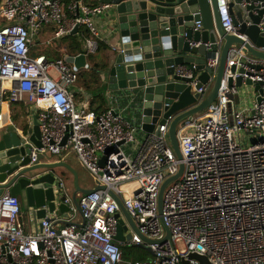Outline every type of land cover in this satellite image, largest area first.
<instances>
[{
	"label": "built area",
	"instance_id": "built-area-1",
	"mask_svg": "<svg viewBox=\"0 0 264 264\" xmlns=\"http://www.w3.org/2000/svg\"><path fill=\"white\" fill-rule=\"evenodd\" d=\"M230 1L216 0L221 26L246 38L234 24ZM108 8L83 0H0V108L14 103L35 110L41 146L32 150L30 164L40 153L61 155L72 147L102 186L79 195V224L60 226L47 216L33 232L22 225L20 197L9 191L0 195V264H201L191 253L206 256L210 264H264V59L245 46L231 49L217 105L186 119L177 130L179 159L168 137L169 123L139 141V127L114 108L97 113L77 106L70 86L79 80V71L72 64L33 54L34 39L45 25L55 27V38L86 26L85 47L95 54L101 34L94 18ZM259 25L264 30V19ZM207 65L217 70L219 52ZM240 67L246 72L240 73ZM177 72L193 77L183 66ZM213 77L197 89L202 98ZM238 77L244 85L249 79L263 82L250 108H235L230 96L239 93ZM197 84L194 77L192 85ZM244 133L252 137L246 145ZM131 143L130 154L124 145ZM107 149L112 150L105 154ZM181 163L183 173L166 187L160 213L161 186ZM118 199L139 230L131 229L132 237L122 241L115 240ZM125 249L131 250L129 257Z\"/></svg>",
	"mask_w": 264,
	"mask_h": 264
},
{
	"label": "water",
	"instance_id": "water-1",
	"mask_svg": "<svg viewBox=\"0 0 264 264\" xmlns=\"http://www.w3.org/2000/svg\"><path fill=\"white\" fill-rule=\"evenodd\" d=\"M99 1L109 4L106 10L108 30L116 44L103 65L110 93L133 115L143 132L159 133V126L169 123L171 146L177 157L182 159L177 130L186 119L217 105L231 49L245 46L243 49L249 54L264 59V51L260 49L264 47V30L259 25L264 19V0L230 1L234 24L240 25L239 32L246 38L223 30L216 0ZM243 1L247 3L246 7L242 6ZM258 1L260 3L256 4ZM198 22L202 23V29H197ZM217 52L219 66L214 71L207 65V60L214 58ZM89 57L86 51L65 53L64 60L82 71L89 67ZM242 62L252 68H260L245 59ZM179 66L191 70L193 77L179 74ZM236 69V65L231 67L232 71ZM238 70L240 73L246 72L244 67ZM194 77L198 80L196 86L192 85ZM211 77L212 88L202 98L197 89L208 83ZM236 82L239 88L244 85L242 77H238ZM229 84H233V78L229 79ZM262 84L250 79L246 83L254 86L255 91ZM230 96L235 98L234 95ZM232 107L230 104L231 111ZM40 136L37 119L28 131L14 127L0 135V195L9 191L19 196L23 210L32 212L37 220L47 217L56 209L61 212L72 209L61 196L62 180L57 173V168L65 163L43 162L44 154L40 153L36 161L30 164L32 150L41 146ZM111 150L107 149L105 154ZM100 163L104 165L105 157ZM183 170L184 164L181 163L178 173L162 184L160 213L166 187ZM75 185L77 189L73 201L76 207H79L77 195L80 192L89 193L102 187L81 188L77 180ZM118 200L121 212L117 213L119 224L115 240L122 241L132 237V232L124 234L126 226L122 215L133 231L139 233V230L121 200ZM189 257L199 260L201 264H210L206 256L191 253ZM187 263V260H183V264Z\"/></svg>",
	"mask_w": 264,
	"mask_h": 264
},
{
	"label": "crops",
	"instance_id": "crops-1",
	"mask_svg": "<svg viewBox=\"0 0 264 264\" xmlns=\"http://www.w3.org/2000/svg\"><path fill=\"white\" fill-rule=\"evenodd\" d=\"M83 1L88 4H98V3L100 4L101 3L99 0H83ZM106 16H107L106 11H104V13L97 14L94 18L95 23L97 24V27L100 30L101 38H99L97 53L89 57L88 61L89 62L91 61L89 63V67L84 69V71L85 70L87 71L90 67H91L90 69H92L93 68L92 65L96 63L101 67V70L99 67L100 71L97 76L88 75L86 78H82V77L80 78L79 76V80L74 85L70 86V89L74 93L75 102L78 107L84 108L87 110H93V111H98V110L104 111L109 108H114L117 112L121 113V115L124 116L128 121L139 126L135 118H133V115L130 112H128L123 106H121L118 102L114 100L115 104H111L109 108H104L103 105H99L93 101V94L90 91V87H92L95 82L97 85H101V81H102L103 84L107 85L106 76L104 75V71H103V68H104L103 65L106 63V60H108L107 57H109L110 52H112L114 47L116 46L115 41L110 37V31L108 30ZM54 30H55V27L50 26V25L49 26L45 25V28L40 30L39 34L37 35V44L35 45L33 42V45H32L33 54L38 55L42 51V49H40L42 48V46H45L44 47L45 55L50 58H58L60 56L64 57L65 53H71V54L79 53L78 50H75L74 52L68 51V45L70 44L69 41H72L73 35L76 37L77 40H80L82 42L81 47L83 48V51L87 52V48L85 47L84 40H85V37L89 36V31L86 28V26L84 25L79 26V28L76 31H74V33L64 36V37L69 36L68 42H63L62 39L64 37L55 38ZM53 50L59 53V55L58 56L55 55V52H52ZM111 96L113 95L111 94ZM235 108L244 109V108H247V106H242L238 104L237 102H235ZM0 110L4 114V121L0 122V135L2 134L3 131L12 130L14 127H16V129H20V130L22 129V130L28 131V129L30 130L33 128L35 121L37 119V116H35V112H34L35 110L30 105L5 103L0 108ZM146 135L148 134L143 132L139 128V132L137 136L138 140L141 141L143 137H145ZM43 162L65 163L64 166H59L57 168V173L59 174V177L61 178L64 184V188H63L64 193H65L64 197L66 196V198H69L71 200V202L68 203V205L72 208L70 211V213L72 214L71 216L75 215L74 219L70 221V220H67L68 218L71 217V216L68 217L69 212L68 213L66 211L61 212L59 209H56L55 212L50 213L47 216L53 219H57L58 220L57 224L60 226L68 224L69 222H74V223L79 224L82 220L81 213L78 207L74 205V201H73V197L77 189L75 182L77 180L81 188H95L96 187V186L89 184L88 181L86 180L85 178L86 174L84 170H87V169L84 166L83 167L80 166V164L81 165L83 164L78 159L76 152L72 147L65 150L63 154L61 155H45ZM78 168L81 170V173L80 172L78 173L79 171ZM81 193L82 192H80L77 195V198ZM61 196L63 198V193ZM122 218L124 219V226H126L124 230L125 231L124 234L128 235L132 228L129 225V222L125 218L124 215H122ZM39 220L40 219L37 220L33 216L32 212H27L23 210V216L21 218V221H22V225L25 228V230L29 232H33L34 230H36Z\"/></svg>",
	"mask_w": 264,
	"mask_h": 264
},
{
	"label": "rangeland",
	"instance_id": "rangeland-1",
	"mask_svg": "<svg viewBox=\"0 0 264 264\" xmlns=\"http://www.w3.org/2000/svg\"><path fill=\"white\" fill-rule=\"evenodd\" d=\"M63 42H68L69 38L68 37H64ZM34 44H37V37H35L34 39ZM44 47L42 46V51L39 54H45L44 52ZM52 52H55V55H59V53H57L55 50H53ZM93 70L92 69H88L87 71H91V75H98L99 71V67L95 66L94 64L92 65ZM80 72V71H79ZM94 81V80H93ZM95 82V81H94ZM239 93L236 95V102L242 106H247V108H250L251 105L253 104V102L255 101V88L254 86L251 85H243L242 87L239 88ZM90 91L93 94V101L96 102L99 105H103L104 108H109V106L111 104H115L114 98L113 96H111V94L109 93V89H108V85L103 84V82L101 81V85H97L96 82L93 84L92 87H90ZM242 137V143L244 145L248 144L250 141H252V137L250 135H247L246 133L241 135ZM131 144H127L124 145V149L128 152V153H132L131 152ZM80 163V162H79ZM80 166L83 167V165L80 164ZM79 170V171H78ZM78 173H81V170L78 168ZM85 174H86V180L88 181L89 184L96 186L97 182H96V176L94 174H92L90 171L88 170H84ZM92 186V187H93ZM125 253V257H127V253Z\"/></svg>",
	"mask_w": 264,
	"mask_h": 264
},
{
	"label": "trees",
	"instance_id": "trees-1",
	"mask_svg": "<svg viewBox=\"0 0 264 264\" xmlns=\"http://www.w3.org/2000/svg\"><path fill=\"white\" fill-rule=\"evenodd\" d=\"M85 35V34H84ZM70 36H72V35H70ZM67 37H69V36H67ZM70 42V44L68 45V51H70V52H74L75 50H78V52H82L83 51V48L81 47L82 46V42L80 41V40H77L76 39V37L73 35L72 36V41H69ZM76 54H78V53H76ZM95 66H97V67H100L98 64H94ZM92 70H93V68H92ZM91 71H81V73L79 72V76H80V78L82 77V78H86L88 75H91V73H90ZM97 113L98 112H102V111H96ZM124 252H126L127 253V256H129V255H131V250H125ZM138 256L139 255H141L142 254V252H140V251H138ZM142 256V255H141Z\"/></svg>",
	"mask_w": 264,
	"mask_h": 264
},
{
	"label": "clouds",
	"instance_id": "clouds-1",
	"mask_svg": "<svg viewBox=\"0 0 264 264\" xmlns=\"http://www.w3.org/2000/svg\"><path fill=\"white\" fill-rule=\"evenodd\" d=\"M37 37V36H36ZM87 53V52H86ZM97 53V52H96ZM44 54V53H43ZM88 54V53H87ZM88 55H90V56H92V55H94V54H88ZM48 57V56H47ZM50 58V57H49ZM58 58H63L64 59V57H58ZM52 59V58H51ZM78 71V70H77ZM236 98V97H235ZM36 116V115H35ZM139 127V126H138ZM140 128V127H139ZM45 156V155H44ZM61 186H62V192H63V196H64V190H63V188H64V184H63V181H62V183H61ZM98 185H96V187H97ZM82 194V193H81ZM79 197V196H78ZM65 199H66V196L64 197V202H65ZM68 205V204H67ZM79 209V208H78Z\"/></svg>",
	"mask_w": 264,
	"mask_h": 264
},
{
	"label": "bare ground",
	"instance_id": "bare-ground-1",
	"mask_svg": "<svg viewBox=\"0 0 264 264\" xmlns=\"http://www.w3.org/2000/svg\"><path fill=\"white\" fill-rule=\"evenodd\" d=\"M133 188H134V186H133Z\"/></svg>",
	"mask_w": 264,
	"mask_h": 264
}]
</instances>
